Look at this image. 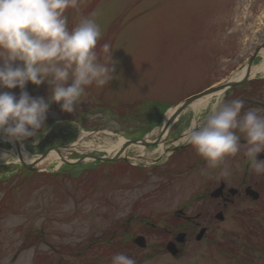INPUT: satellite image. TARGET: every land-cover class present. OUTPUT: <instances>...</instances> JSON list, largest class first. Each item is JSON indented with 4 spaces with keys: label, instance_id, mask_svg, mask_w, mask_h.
<instances>
[{
    "label": "rangeland",
    "instance_id": "obj_1",
    "mask_svg": "<svg viewBox=\"0 0 264 264\" xmlns=\"http://www.w3.org/2000/svg\"><path fill=\"white\" fill-rule=\"evenodd\" d=\"M93 11L99 13L95 19L102 30L97 49L107 42L114 51V78L108 86L87 89L79 113H63L59 105L51 104L45 134H38V143L29 139L21 146L30 161L78 141L81 144L66 156L70 163L91 154L106 156L107 147L118 137L158 124L170 106L231 79L264 45V0H81L79 9L70 8L65 13L69 29ZM261 61L259 52L252 67ZM26 90L33 97H47L49 93L47 85L37 88L28 84ZM11 91L19 96V89ZM245 92H250L249 96ZM224 94L225 102L244 99L243 112L251 109L264 116V75L250 78L243 88ZM217 96H210L203 108L211 109ZM193 109L191 104L181 115V132L189 128L188 124L197 125L192 119ZM134 120H141L140 124ZM157 133L154 129L150 135ZM157 151H145L146 158L157 157ZM244 151L241 148L218 169L205 164L199 170L205 179L211 171L218 178L242 177ZM5 152L13 153L12 144L0 139V153ZM134 152L139 153L137 148ZM17 165H11L15 174L10 177L0 172V180L5 179L0 184V264H112V257L121 253L101 254L78 248L112 224L111 217L104 219L101 211L87 213V203L82 199L87 184L99 182V190L105 186L106 181L100 180L102 173L84 172L91 163L64 168L66 164L59 166L54 161L26 177L17 171ZM0 171H8L3 161ZM248 173L257 183L259 200L237 201L225 211L223 222L206 215L216 206L208 202L206 186L198 192L204 201L194 199L192 203V195L198 190L195 183H190L191 178L160 191L159 174L147 175L145 183L133 187L131 197L147 198L143 199V213L150 216L155 230L135 236L134 247L122 254L135 258L137 264H264V178L257 177L253 168ZM112 192L111 197L116 198V189ZM198 207L203 217L197 221V229H186L181 221L171 224L179 209L195 215ZM41 226L44 241L34 244L28 235ZM200 228H208V233L196 241ZM180 232L186 238L176 244L179 255L172 257L165 248ZM76 246L78 249L73 248Z\"/></svg>",
    "mask_w": 264,
    "mask_h": 264
},
{
    "label": "clouds",
    "instance_id": "obj_2",
    "mask_svg": "<svg viewBox=\"0 0 264 264\" xmlns=\"http://www.w3.org/2000/svg\"><path fill=\"white\" fill-rule=\"evenodd\" d=\"M81 0H0V139L20 143L45 134L46 117L51 104L61 112L79 113L86 90L103 88L114 78L112 45L102 38L101 26L93 11L69 29L65 13L79 9ZM47 85V97H33L26 90ZM7 91H4V90ZM19 89V96L11 90ZM221 92L211 109H193L196 127L186 130L187 142L209 168L219 167L227 158L235 157L244 148V155L255 173L264 174V161L257 156L264 152V116L256 110L242 113L245 102H225ZM73 123L76 125V121ZM203 121V123H199ZM241 137L246 144L239 143ZM8 171L22 163L10 153H0ZM112 264H137L135 258L116 254Z\"/></svg>",
    "mask_w": 264,
    "mask_h": 264
},
{
    "label": "flooded vegetation",
    "instance_id": "obj_3",
    "mask_svg": "<svg viewBox=\"0 0 264 264\" xmlns=\"http://www.w3.org/2000/svg\"><path fill=\"white\" fill-rule=\"evenodd\" d=\"M241 88L243 87H239V89ZM236 93L237 92H232V95H236ZM249 93L250 92H245L244 95L249 96ZM243 110L244 109H242V113ZM134 121L140 124L139 122L141 120ZM179 122L180 119H177L163 137V151H160V154L157 155V157L146 158L145 151L155 150L157 148L160 150L159 145L144 148L142 154L135 153V147L129 148L130 145H127L129 142H135L145 137L144 132L147 131V128L144 127L141 128L140 132L137 134L122 137L125 139V144L121 147V155H119L115 161L99 164L95 166V169L92 168L88 171L90 175H92L91 173L93 170L94 174H97L98 171L101 172L102 174L100 175L102 176L100 180L102 181L103 179L106 182L103 183L105 186L100 190L98 189V186L100 185L99 182L89 183L86 185V188L83 189L85 193L82 199L87 203V213L92 215L93 211H96L97 214L101 211L100 214L104 219L111 217L109 219L112 224L108 226L107 231L100 232L94 239H91L90 236L88 243L83 246L80 245L82 247L78 248H83L84 252L93 250L101 254L122 253L123 251L131 250L134 247L135 243L133 244V239L135 236H146L151 230H155V225L151 221L150 216L143 213L142 207L145 205L143 199L147 198L144 197L140 200L139 197H131L132 189H134L133 187L140 183H145L148 179L147 175L159 174V179L162 180L158 187L161 189L160 191H163L162 189L164 188L170 187L173 183L179 184L187 177L189 179L191 178L192 181H190V183H195L196 185L194 187L198 190L192 195V203L194 202V199L199 202L204 201L202 197L203 195L199 196L198 192L206 186L208 188L206 193L208 196V202L216 204L211 211L206 212V215L209 219H212L213 217L216 221H218L216 219L217 214L220 213L223 215L225 211L227 212L229 208L237 203V201L241 199H252L247 194V189L257 192L255 190L257 183L251 180V174L249 176L248 172L252 167L247 158L245 157L246 160L243 168L244 174L242 177L230 176L225 179L218 178L219 175H216L215 172L212 173L211 171L209 178L205 179L206 175H203L202 172H200L199 167L205 165L206 162L197 155L193 147L187 142L186 131H180V125H178ZM182 123L185 125L186 121H183ZM190 125L191 124H188L189 127L197 126ZM157 135L158 134L152 135L151 137L155 138ZM239 143L244 145L246 144V141L241 137ZM257 160L264 161V152L258 154ZM65 167L71 166L66 165ZM260 175L264 178V174ZM260 175L256 174L257 177H260ZM88 178L95 179V176H89ZM114 188L118 195L116 198L111 197L113 196L112 190ZM216 190H218L219 193L218 198H212L211 194ZM118 193H121V195L125 193V196L121 197ZM215 208L217 209L215 210ZM196 211L198 212L195 215H192L191 213H188L187 210V215L186 211L179 209L175 212V216L170 222L172 225H177L181 221L183 224L182 227L185 226L186 229H197V221L202 219L203 213L199 207ZM113 215L116 216L113 217ZM88 217L90 218L89 215ZM202 230L203 233L201 234ZM207 233L208 228H200L195 238L200 234L202 238H204L207 236ZM43 235L44 226H41L38 231H34V233L28 235V237L34 239L35 244V242L42 243L44 241ZM178 236H183L184 240L186 238V234L183 232L178 233L175 238ZM175 238L170 242L174 243ZM45 246L48 247L50 245ZM50 248L52 249V247ZM73 248L78 249L77 246ZM175 249L177 248L175 247ZM177 255H179V250L176 256Z\"/></svg>",
    "mask_w": 264,
    "mask_h": 264
},
{
    "label": "bare ground",
    "instance_id": "obj_4",
    "mask_svg": "<svg viewBox=\"0 0 264 264\" xmlns=\"http://www.w3.org/2000/svg\"><path fill=\"white\" fill-rule=\"evenodd\" d=\"M260 55H261L262 61L256 67H251L250 68V70H249V78H253V77L259 76V75H264V49L261 50ZM246 74H247V68L244 67L243 69H241V71H239L238 73L234 74L233 77L228 80V82L239 81L243 77H245ZM216 95H219V94H216ZM209 98H210V96H206V97H203V98L197 100L195 103H193L194 108L196 109V108H203V107H205V105L207 104ZM173 112H174V109H170V110H168L166 112V115H165V117L163 119L162 126H159L157 128V130H158V133L157 134L160 135L162 133V132H160V130H162L163 128H169V126H170L169 121H170V118H171ZM165 134H164V136H165ZM163 137H161L160 140ZM145 140H146L145 142L151 141L152 140V137L150 135H148L145 138ZM11 144H12V152H13L12 154L14 156L20 158V160H22L26 164H33V165H35V168H37V167H40L41 165H44V163H47V162L48 163H50V162H53L54 163V161L58 162V164L60 165L61 163H63L64 160L67 159L66 158L67 154L71 150L76 149L81 144V141H78V142H76L75 144H73V145H71L69 147L60 148L58 150H51L47 154V156L45 157V159H43V160H41L39 162H36V160L30 161L29 159H27V155L24 152L23 148L21 147L22 145L20 143H11ZM124 144H125V139L122 138V137H118L115 144L109 145L107 147V151L110 154V156L117 155L119 153V151L122 149L121 147ZM131 147L137 148L139 154H142L143 153V146H142V144L131 145L129 148H131ZM158 151H163L162 145H160V150H158Z\"/></svg>",
    "mask_w": 264,
    "mask_h": 264
},
{
    "label": "water",
    "instance_id": "obj_5",
    "mask_svg": "<svg viewBox=\"0 0 264 264\" xmlns=\"http://www.w3.org/2000/svg\"><path fill=\"white\" fill-rule=\"evenodd\" d=\"M261 49H264V45L261 46ZM259 50L256 51L252 57L250 58V60L248 61L247 63V74L245 77H243V79H241L240 81H237V82H231V83H227L225 85H221L219 87H214V88H211L209 90H206L200 94H197V95H194L186 100H184L183 102H181L179 105H177L174 109V112L171 116V119L169 121V123H171L175 118H177L187 107H189L192 103H194L195 101L203 98V97H206V96H209V95H212V94H215L217 92H221L229 87H234V86H237V85H242L243 83H245L248 79H249V70L251 68V65L253 63V61L255 60V58L257 57V54H258ZM166 128H164L165 130ZM163 130V131H164ZM162 131V133H163ZM135 144H142V146H150L151 144L145 142L144 140H140L139 142L135 143ZM58 148H55L54 150H57ZM47 156V154H44L42 156L39 157L38 160H36V162H39L41 160H43L45 157ZM119 156H115L114 158H109V159H105V158H99V157H92L94 160H98L99 162H108V161H111V160H115L117 159ZM22 161V160H21ZM65 162V161H63ZM83 160H79L78 163H82ZM21 165H23L24 167H26L28 170H35L33 168V164H26L25 162L22 161V163H20ZM218 190L215 191L214 193L211 194V197L212 198H217L218 197ZM247 194L249 196H251L253 198V200H257L259 198V195L255 192H252L251 190H247ZM217 218L219 220H222V217H221V214L217 215ZM203 232H201L202 234ZM201 234L197 237V240H200L201 238ZM183 236H178L175 241L177 243H183ZM166 250L173 256H175L177 254V250L175 249V245L173 243H169L166 247Z\"/></svg>",
    "mask_w": 264,
    "mask_h": 264
},
{
    "label": "trees",
    "instance_id": "obj_6",
    "mask_svg": "<svg viewBox=\"0 0 264 264\" xmlns=\"http://www.w3.org/2000/svg\"><path fill=\"white\" fill-rule=\"evenodd\" d=\"M18 172H23L24 175H25L26 177H29V176L31 177L32 174H33V173L27 171V170L24 169V168H20V169H18ZM18 172H17V173H18ZM33 175H34V174H33ZM1 180H5V179H1ZM1 180H0V184L3 183V182H1Z\"/></svg>",
    "mask_w": 264,
    "mask_h": 264
}]
</instances>
